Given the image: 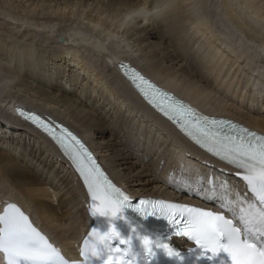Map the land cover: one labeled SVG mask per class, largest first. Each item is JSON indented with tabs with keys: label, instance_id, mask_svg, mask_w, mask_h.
I'll return each mask as SVG.
<instances>
[{
	"label": "bare ground",
	"instance_id": "6f19581e",
	"mask_svg": "<svg viewBox=\"0 0 264 264\" xmlns=\"http://www.w3.org/2000/svg\"><path fill=\"white\" fill-rule=\"evenodd\" d=\"M25 6L21 0H0V9H7L5 14H0V56L7 55L8 49L13 48L24 59L26 67L24 89L6 102H0V162L11 164L0 181H7L25 196L31 208L36 205L42 209L39 216L33 215V208L29 213L38 226L53 237L57 246L78 258V241L88 230L87 225L92 224L85 211V191L61 154L53 150L41 133L15 115L14 110L19 105L70 126L91 145L112 178L133 195L181 203L216 204L165 182L173 173L180 178L181 165L194 166L209 176L223 177L233 184L240 182L236 176L210 168L205 163L206 155L134 92L113 67L118 63L105 64L101 73L90 76L81 65L65 57L37 55V66L33 69L32 50L7 38L20 27L16 18L22 16ZM127 62L206 114L233 119L264 134V115L256 108V103L264 101L259 87L264 82L261 70L264 60L249 66L228 48L216 45L201 52H170L158 60L151 71L133 61ZM50 71H54V75L47 76ZM107 77L120 82L119 91L111 87ZM82 78L86 84L82 83ZM246 92H249L250 108L246 107ZM96 93L98 96L92 97ZM86 94L90 97L86 98ZM103 104L104 111L100 107ZM173 145H179L186 153L184 160L173 154ZM155 153H158L156 161L150 156ZM143 158L151 161L142 164L140 171L136 165ZM136 159L137 162H133ZM151 173L155 174V179L149 178ZM5 202L0 205V211ZM12 202L19 205L17 199ZM70 221L74 225L71 231L55 227Z\"/></svg>",
	"mask_w": 264,
	"mask_h": 264
},
{
	"label": "snow or ice",
	"instance_id": "6c2138e0",
	"mask_svg": "<svg viewBox=\"0 0 264 264\" xmlns=\"http://www.w3.org/2000/svg\"><path fill=\"white\" fill-rule=\"evenodd\" d=\"M113 67L143 101L184 138L229 166L240 182L233 184L194 166L181 165L180 178L173 173L165 182L205 201H215L217 210L164 199L133 202L113 183L76 133L50 116L17 106L15 114L41 133L78 174L86 189L87 217L108 218L109 229L101 232L87 225L77 244L78 258H74L36 225L33 216L9 200L0 211V264H135L130 258L133 240L143 246L149 262L162 253L174 264H264V134L231 119L203 114L124 61ZM259 87L264 95V82ZM172 151L180 160L185 159L179 145H173ZM32 208L33 215L39 216L42 209L36 205ZM127 208L143 220L151 217L165 221L168 234L153 238L140 230L143 225H137L127 237L122 236L112 222L123 219ZM174 238L191 245L184 251L176 246Z\"/></svg>",
	"mask_w": 264,
	"mask_h": 264
},
{
	"label": "clouds",
	"instance_id": "9594fccd",
	"mask_svg": "<svg viewBox=\"0 0 264 264\" xmlns=\"http://www.w3.org/2000/svg\"><path fill=\"white\" fill-rule=\"evenodd\" d=\"M19 28L7 38L36 56H60L90 76L105 64L133 61L146 71L174 51L201 52L223 45L248 65L264 60V0H21ZM6 8L0 9L5 14ZM11 18V17H9ZM264 71V66L261 68ZM25 61L13 48L0 56V102L25 87ZM54 75V71L47 76ZM114 90L118 80L107 77ZM11 167L0 162V176ZM17 199L28 213L30 201L0 181V203ZM73 224L55 225L71 231Z\"/></svg>",
	"mask_w": 264,
	"mask_h": 264
},
{
	"label": "rangeland",
	"instance_id": "374dc122",
	"mask_svg": "<svg viewBox=\"0 0 264 264\" xmlns=\"http://www.w3.org/2000/svg\"><path fill=\"white\" fill-rule=\"evenodd\" d=\"M10 41V40H9ZM85 78V77H84ZM94 78V77H93ZM82 80V83L83 84H86V81H84L83 80V78L81 79ZM98 93H96V94H92V97L93 96H98L97 95ZM106 94H108V93H105V96H109V94L108 95H106ZM245 95H246V107L247 108H250V106H251V103L249 102V100L247 99L248 97H249V92H246L245 93ZM88 97H90V95H87L86 94V98H88ZM99 99V98H98ZM17 105H19V104H17ZM253 105H255V104H253ZM252 105V106H253ZM20 106H23V105H20ZM25 107V106H24ZM100 107H101V109H102V111H104L105 110V108H106V106L103 104V105H100ZM104 108V109H103ZM256 108H258V109H260V110H262V114L264 115V101L261 99L260 100V102L259 103H256ZM32 110H35V109H33V108H31ZM146 130V129H145ZM106 140H108V138H106ZM2 144V143H1ZM0 144V145H1ZM4 145V144H3ZM3 147V146H2ZM0 150H1V147H0ZM23 151V149L21 150V152ZM158 154V153H157ZM156 153L155 154H153V155H150V156H152V160H154V161H156L157 160V158H158V155H157ZM34 161V160H33ZM149 161H151L150 159H147V158H143L142 160H140V161H138L137 162V159L136 160H134L133 162H137V167H139L138 169L141 171L142 169H143V165H147L148 163H150ZM164 159L162 160V162H161V165H163L164 164ZM143 164V165H142ZM34 165H37V163L36 162H34ZM139 170H137L138 172H139ZM136 172V171H135ZM48 175H49V172H47V175H46V177H48ZM150 175V179H155V174H153V173H151V174H149Z\"/></svg>",
	"mask_w": 264,
	"mask_h": 264
}]
</instances>
